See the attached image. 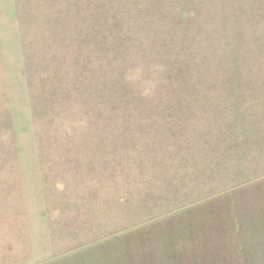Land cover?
I'll return each mask as SVG.
<instances>
[{"label":"rangeland","instance_id":"obj_1","mask_svg":"<svg viewBox=\"0 0 264 264\" xmlns=\"http://www.w3.org/2000/svg\"><path fill=\"white\" fill-rule=\"evenodd\" d=\"M0 264H264V0H0Z\"/></svg>","mask_w":264,"mask_h":264}]
</instances>
